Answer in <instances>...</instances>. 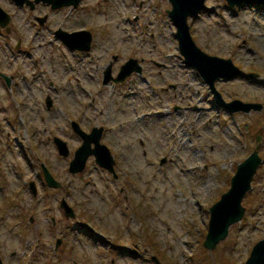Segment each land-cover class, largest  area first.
<instances>
[{"label":"rangeland","instance_id":"rangeland-1","mask_svg":"<svg viewBox=\"0 0 264 264\" xmlns=\"http://www.w3.org/2000/svg\"><path fill=\"white\" fill-rule=\"evenodd\" d=\"M0 6L12 18L9 38L0 31V72L12 79L7 86L0 76L4 264H74L79 255L77 264L134 260L66 228L59 209L65 195L76 213L79 209L98 227L127 226L128 245L144 252L134 264H152L143 259L156 256L155 247L163 252L162 264H246L253 245L264 238V5L230 8L225 0H206L204 9L188 19L200 49L231 59L241 70L215 82L223 99L261 106L233 113L182 62L168 0H81L77 7L55 11L21 8L12 0H0ZM44 13L46 22L36 24L33 14ZM59 29L91 31V50L68 49L54 36ZM131 57L141 63L140 74L103 84L111 62L115 76ZM72 121L83 130L104 127L103 142L117 160L118 181L97 167L93 155L81 173L68 170L82 142ZM53 135L67 142V156L59 154ZM257 144L262 162L243 198L245 213L208 250L203 241L209 208ZM41 164L67 189L46 185ZM30 182L37 187L35 195ZM57 237L63 242L54 251ZM100 250L103 258L97 257Z\"/></svg>","mask_w":264,"mask_h":264},{"label":"water","instance_id":"water-1","mask_svg":"<svg viewBox=\"0 0 264 264\" xmlns=\"http://www.w3.org/2000/svg\"><path fill=\"white\" fill-rule=\"evenodd\" d=\"M17 6L21 7L25 3L33 6L31 0H12ZM35 2L42 1L50 4L51 8L58 9L62 7L79 5L81 0H34ZM170 8L166 10L171 22L174 24L176 31L175 36L178 41V49L183 56L184 62L193 67L200 77L207 83L209 89L213 93L216 102L230 112L249 111L250 109H259V103H247L238 99L225 101L220 92L215 88V82L221 77L231 79L239 75L241 70L234 65L231 59H225L215 55H209L200 49L192 38L188 18L197 14L198 11L205 7L206 0H168ZM229 7H234L236 4L245 3H260L264 5V0H225ZM11 21V16L0 6V27H4ZM44 18H40L42 24ZM55 37L60 39L66 47L71 50L90 51L92 47L93 36L91 31L87 29H78L71 32L65 30H56ZM19 45V44H18ZM17 45V46H18ZM114 59L116 57L114 56ZM112 62L104 71L103 84H112L123 82L132 73H141V63L136 58H128L119 67L117 74H112ZM7 85H10L11 78L2 74ZM247 76H256L253 73H248ZM51 101L47 98V107H50ZM73 130L82 138L80 146L76 149L72 159L69 162L68 170L71 173L81 172L85 168L88 156L93 155L95 162L107 169L112 174H115L114 164L115 159L107 145L101 143V127H93L90 133L85 132L81 126L72 121ZM257 138L256 142H258ZM54 143L60 155L67 156L69 149L67 142L58 136H54ZM93 144V146H92ZM166 161V158L161 159V163ZM261 163V157L258 153V144L256 148L244 158L237 167L235 174L231 177L230 187L226 192H223L220 198L213 203L209 208V221L207 233L203 241V247L208 250H213L217 247L220 241L224 240L228 235L231 225L239 222L244 213L243 198L251 189V180L258 166ZM42 173L45 182L52 187H59L60 182L57 181L49 169L41 164ZM30 189L35 195L37 187L33 182H30ZM60 206L63 214L67 218L75 217V211L68 204L65 198L61 199ZM60 239L57 240L59 245ZM135 252L132 249L131 254ZM152 260L155 264H162L159 259L153 255ZM0 264H4L0 255ZM246 264H264V238L259 239L252 247Z\"/></svg>","mask_w":264,"mask_h":264},{"label":"flooded vegetation","instance_id":"flooded-vegetation-1","mask_svg":"<svg viewBox=\"0 0 264 264\" xmlns=\"http://www.w3.org/2000/svg\"><path fill=\"white\" fill-rule=\"evenodd\" d=\"M33 2V6H31L30 4H27V3H25L23 6H21V8L22 7H28L30 10H35L34 8H37V7H48V10H50V11H55V10H61L62 8H64V7H62V8H58V9H53V8H51V5L50 4H47V3H44V2H42V1H39V2H35L34 0L32 1ZM260 5V4H259ZM37 6V7H36ZM67 7H71V6H67ZM260 7H263L264 8V6H260ZM10 15V14H9ZM34 15V20H35V22H36V24H38V25H43L45 22H46V20H47V13H44V15H41V14H33ZM11 16V15H10ZM40 18H44V21H43V23L41 24L39 21H40ZM11 20H12V18H11ZM10 23H11V21H10ZM10 23L9 24H7L6 26H4V27H0V31L2 30L4 33H5V38H9V31H10ZM55 32V31H54ZM54 36H55V33H54ZM19 46V45H18ZM17 46V47H18ZM75 51H78V52H82V53H86V52H84V51H80V50H75ZM87 52H89V51H87ZM120 67V66H119ZM0 76L3 78V76H2V73L0 72ZM11 82H12V79H11ZM11 82H10V85H11ZM47 98L51 101V104H50V107H47ZM45 105H46V108H48V109H50V108H52V105H53V101H52V98H50V96L49 95H47L46 97H45ZM247 114V113H246ZM72 123V122H71ZM70 123V126L72 127V124ZM79 124H80V122H79ZM81 126V125H80ZM99 127H101L102 129H101V136H100V141H101V143H103V144H106V143H104L103 142V139H104V137H105V131H104V127L103 126H99ZM98 127V128H99ZM82 128V127H81ZM73 129V128H72ZM83 129V128H82ZM93 128H92V126L89 128V130H85L84 129V131H86L87 133H90V131L92 130ZM76 133V132H75ZM77 134V133H76ZM78 135V134H77ZM54 136H56V135H53L52 136V142L54 143ZM79 136V135H78ZM80 138H81V136H79ZM81 141H82V138H81ZM54 145H55V143H54ZM55 147H56V145H55ZM93 156L91 155V156H89V158H90V160H91V158H92ZM115 159V158H114ZM89 160V159H88ZM261 162H262V158H261ZM69 165V164H68ZM98 168H100L101 170H103L104 168L103 167H101V166H97ZM114 169H115V174L116 175H114V174H112V173H110L109 171H107L106 169V175L108 176V177H110L111 178V180H115V181H118L119 180V174H118V171H117V169H118V166H117V160L115 159V164H114ZM104 171V170H103ZM81 173V172H80ZM40 174H41V176H42V178H43V180H44V177H43V173H42V171L40 172ZM44 183V182H43ZM46 183V182H45ZM44 183V184H45ZM46 185H48L47 183H46ZM48 186H50V185H48ZM50 187H52V186H50ZM54 188H57V189H61V190H66L67 189V186L65 185H63V184H61L60 183V186L59 187H54ZM29 189V188H28ZM123 190H124V186H122L120 189H119V191L120 192H123ZM63 197H65V199L67 200V195H65V196H62V198ZM61 198V199H62ZM61 199H60V201H59V209H60V211L62 212L61 214L63 215V219H66L67 220V222H66V224H65V227L66 228H71L73 231H75L76 232V234L77 235H83V236H87V237H89V238H91V239H94V242H95V244H101V245H104V246H109L111 249H112V251H114L115 253H116V255H121V256H125L126 254H128L129 255V257L131 258V260H133V258H134V260H135V258H138L139 256H144V252H141V251H139V250H136L135 248H132V247H130L128 244V241H130V230L128 229V227L127 226H120L119 228H116L115 230H110V229H106V228H102V227H98V225L94 222V221H92L93 219H91L90 217H84L83 216V214L80 212V210L78 209V212L76 213V211H75V209H74V207H73V209H74V211H75V217H72V218H67V217H65V215L63 214V210H62V208H61V206H60V202H61ZM10 205H11V203H10ZM33 221V217H31L30 219H29V222H32ZM70 221H73V223L70 225L69 224V222ZM52 224L55 226L56 225V221H55V218H53V216H52ZM102 230H104L105 231V234H103L101 231ZM109 236L110 237H112L111 239L109 238ZM58 239H60V243H59V245H56L57 244V240ZM63 242V239H62V237H57L56 238V244H55V246H54V251H57L60 247V245H61V243ZM156 248V247H155ZM152 249V252L153 253H155L156 254V257H158V259H159V261L160 262H162L163 263V261L161 260L162 258H164L163 257V252H161V251H159L158 249ZM132 249H134L135 250V252L133 253V254H131V252H132ZM145 252H146V250H144ZM151 256H153V255H150V258L149 259H143V260H146V261H151L152 262V264H155L153 261H152V257ZM80 255L79 256H76V257H74V258H72V261H73V263L74 264H77V259H80ZM97 257H99V258H103V255L101 254V250H100V252H98V254H97ZM98 259V258H97ZM134 260L133 261H131V262H124V264H134ZM98 261L99 262H101L102 261V259H98ZM110 262L112 263V264H118V260L117 259H115V258H111L110 259ZM89 264V263H88Z\"/></svg>","mask_w":264,"mask_h":264}]
</instances>
